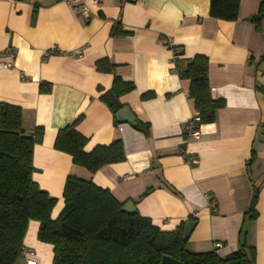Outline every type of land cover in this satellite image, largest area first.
Listing matches in <instances>:
<instances>
[{
  "label": "crops",
  "instance_id": "obj_1",
  "mask_svg": "<svg viewBox=\"0 0 264 264\" xmlns=\"http://www.w3.org/2000/svg\"><path fill=\"white\" fill-rule=\"evenodd\" d=\"M259 2L240 0L237 19L225 21L209 16V0H101L88 4L85 13L69 0H0V102L22 109L25 131L42 128V140L33 147L32 179L56 198L52 219L63 207L65 179L74 175L108 189L120 202L132 201L135 211L162 230L195 218L189 251L224 257L238 249L245 233L255 249L253 264H264V95L255 87L264 86V19L259 31L248 19ZM115 22L129 34L111 36ZM160 36L181 48V58L207 56L210 94L225 101L214 122L199 126V138L185 135L196 113L187 96L189 80L173 69V50ZM52 49L59 53L47 55ZM102 58L116 65L113 73L96 69ZM8 60L11 66L4 67ZM114 76L134 84L119 100L149 124L148 135L114 122L99 99ZM41 82L50 84L48 92L39 90ZM147 92L154 96L141 99ZM78 116L85 151L120 139L125 160L91 173L54 149L57 130ZM183 152L197 163L189 165ZM254 187L257 216L249 219ZM38 226L28 222L16 264H51L52 246L37 239Z\"/></svg>",
  "mask_w": 264,
  "mask_h": 264
},
{
  "label": "trees",
  "instance_id": "obj_2",
  "mask_svg": "<svg viewBox=\"0 0 264 264\" xmlns=\"http://www.w3.org/2000/svg\"><path fill=\"white\" fill-rule=\"evenodd\" d=\"M240 0H209V16L225 21L238 17ZM36 18L33 9L31 25ZM249 21L255 31L260 30L264 19V0H260L257 12ZM129 34L115 22L110 35ZM159 39L173 50V69L181 79L189 80L187 96L193 100L199 116L198 125L215 121L216 111L225 106L222 98H212L208 81V59L203 54L181 58L177 45H170L164 36ZM52 49L47 55L58 54ZM253 61L249 55L248 62ZM259 62L264 63V54ZM100 72L113 73L116 65L106 58L95 62ZM39 90L48 92L50 84L41 82ZM264 95V86L256 85ZM134 89V84L114 76L109 90L99 99L109 108L114 122L116 113L123 108L119 98ZM154 93L147 92L141 99H149ZM81 116L57 130L53 148L71 156L72 163L94 173L106 164L125 160L120 139L108 145H97L85 151L87 138L76 128ZM133 127L144 135L149 133V124L135 119ZM43 131L38 127L33 132L22 128V109L19 106L0 102V264H16L24 251L23 238L30 220L39 223L37 239L52 246L51 264H159L162 256L176 259L179 264H253L255 249L246 242V234L239 236L238 249L224 257L215 251L192 252L187 240L182 239V221L173 230H162L137 211L122 210L124 202L118 201L111 192L97 186L89 179L67 175L62 191L63 207L56 218L51 210L56 198L42 190L32 179L33 147L42 140ZM186 135V133H185ZM184 154V152H183ZM185 159L189 155L184 154ZM255 160L254 151L249 164ZM148 187L141 195L147 194ZM259 188H253L249 219L257 216L255 204ZM195 221V218L188 217Z\"/></svg>",
  "mask_w": 264,
  "mask_h": 264
},
{
  "label": "built area",
  "instance_id": "obj_3",
  "mask_svg": "<svg viewBox=\"0 0 264 264\" xmlns=\"http://www.w3.org/2000/svg\"><path fill=\"white\" fill-rule=\"evenodd\" d=\"M9 2H12L13 0H7ZM70 2H72L77 8L82 10V13H85L86 11V6L88 4H92L95 6H98L101 3V0H69ZM7 56L9 59L14 58V52L9 50L7 53ZM3 66L4 67H9L11 66V60L8 61H4L3 62ZM199 116L197 115V113H195L191 119H189L184 127L185 133L187 137H193V138H199L200 132H199ZM187 162L189 165H194L197 163V158L194 156H189L187 158ZM209 204L210 206L213 208L215 203L213 200H209ZM26 264H35V262L32 261H27Z\"/></svg>",
  "mask_w": 264,
  "mask_h": 264
},
{
  "label": "water",
  "instance_id": "obj_4",
  "mask_svg": "<svg viewBox=\"0 0 264 264\" xmlns=\"http://www.w3.org/2000/svg\"><path fill=\"white\" fill-rule=\"evenodd\" d=\"M116 117L118 120H121L122 122H125V123H129V124L135 123V117L133 116V114L131 113V111L129 110V108L127 106H124L123 108H121L116 113ZM122 210L127 212V213L135 212L133 202L132 201L125 202L123 207H122ZM194 225H195V222L190 221V220H188L184 223L183 235H182V239L184 241H186L188 239ZM159 264H179V262L172 257L164 255V256H162Z\"/></svg>",
  "mask_w": 264,
  "mask_h": 264
},
{
  "label": "rangeland",
  "instance_id": "obj_5",
  "mask_svg": "<svg viewBox=\"0 0 264 264\" xmlns=\"http://www.w3.org/2000/svg\"><path fill=\"white\" fill-rule=\"evenodd\" d=\"M58 214H59V212H58Z\"/></svg>",
  "mask_w": 264,
  "mask_h": 264
}]
</instances>
